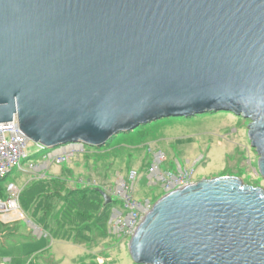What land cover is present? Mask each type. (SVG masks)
<instances>
[{"label":"water","instance_id":"water-1","mask_svg":"<svg viewBox=\"0 0 264 264\" xmlns=\"http://www.w3.org/2000/svg\"><path fill=\"white\" fill-rule=\"evenodd\" d=\"M217 106L252 119L264 178V0H0V123L16 116L46 149ZM128 252L135 264H264V189L233 175L174 189Z\"/></svg>","mask_w":264,"mask_h":264},{"label":"rangeland","instance_id":"rangeland-1","mask_svg":"<svg viewBox=\"0 0 264 264\" xmlns=\"http://www.w3.org/2000/svg\"><path fill=\"white\" fill-rule=\"evenodd\" d=\"M251 122L252 119L228 106L200 109L189 114L173 112L160 115L131 130L119 131L105 145L85 144L84 150L76 152L70 161H53L46 173L50 179L64 182L65 191L75 189L79 194H88L87 190L96 187L112 192L116 188L118 174L130 182V169L136 168L139 175L135 180L134 197L143 202L150 199L154 205L164 195V189L161 184H150L146 170L153 152L162 150L166 153L163 168L175 172L179 161L192 171L193 182L233 175L245 184L264 189V178L259 172V155L248 136ZM26 150L32 162L41 164L50 149L41 150L36 142L30 140ZM42 178L41 174L15 168L0 185L4 190L9 182H14L23 191L29 183ZM49 203L51 208L47 212V220L53 227L54 216H61L62 199L52 198ZM20 204L31 225L24 217L0 212V235L3 237L0 239V257L12 259L0 264H135L128 252L129 241L109 235V225L107 236H101V232L97 231V216L101 211L98 206L86 211L80 221L89 220L87 214L91 211L94 215L89 220L90 235L100 237L93 243L77 244L72 240L58 241L45 234L40 235L39 230L34 228L42 214L38 202L23 205L20 196ZM114 204L120 206L116 197ZM71 224L74 222L71 221Z\"/></svg>","mask_w":264,"mask_h":264},{"label":"built area","instance_id":"built-area-1","mask_svg":"<svg viewBox=\"0 0 264 264\" xmlns=\"http://www.w3.org/2000/svg\"><path fill=\"white\" fill-rule=\"evenodd\" d=\"M29 139L20 129L19 121L15 116L11 122L0 123V182L15 168L22 171H30L35 174H41V177L47 175L51 163H66L76 154L84 150L85 144L81 142H72L65 145L52 148L45 154V161L36 164L30 160L29 153L26 148ZM41 150L46 148L37 143ZM152 161L148 163L146 176L150 184H161L164 194L189 185L191 181L192 171L188 170V166L183 167L179 161L178 169L175 172L168 171L163 168L162 164L166 161V153L157 150L152 154ZM139 175V169H130L129 180H126L121 174L117 176L116 188L106 191L104 187L101 189L106 191L112 197L113 206L108 219L109 235H115L130 241L136 232L145 214L153 207L151 200L146 199L137 201L134 197L135 180ZM7 192V197H5ZM21 189L14 182H9L7 186L1 188L0 185V212H11L19 217H24L30 223L20 204ZM118 198L120 206L114 204V199ZM2 236L0 235V239ZM4 261L0 257V263Z\"/></svg>","mask_w":264,"mask_h":264},{"label":"trees","instance_id":"trees-1","mask_svg":"<svg viewBox=\"0 0 264 264\" xmlns=\"http://www.w3.org/2000/svg\"><path fill=\"white\" fill-rule=\"evenodd\" d=\"M65 186L64 182L55 181L52 177L51 179L49 177H43L28 184L21 192V202L23 205L38 202L37 206H40L42 214L37 221L38 225L42 226L44 223H48L47 217L49 214L47 212L51 208L49 201L52 198L62 199L61 216H54L53 222L55 224L50 228V232L55 239L72 240L77 244L93 243L100 237H92L90 235L91 222L89 220L94 215H92L91 211L87 214L89 216L87 219L89 220L80 221L86 215V211L93 210L95 209L93 208L94 206H98V210L101 211L97 216V231L101 232V236L103 234L107 236L111 204H105V199L100 191L101 188L89 189L87 190L88 194L85 192L79 194V191L75 189L65 191ZM71 221L74 224L69 225Z\"/></svg>","mask_w":264,"mask_h":264},{"label":"flooded vegetation","instance_id":"flooded-vegetation-1","mask_svg":"<svg viewBox=\"0 0 264 264\" xmlns=\"http://www.w3.org/2000/svg\"><path fill=\"white\" fill-rule=\"evenodd\" d=\"M50 228H51V225H50V224H48V223H44V224L40 227V231L42 232V234H45V235L51 236V237L53 238V240H58V239H55V238L52 236V234H51V232H50ZM58 241H62V240H58ZM4 261L8 263V262H11L12 259H7V258H5Z\"/></svg>","mask_w":264,"mask_h":264},{"label":"crops","instance_id":"crops-1","mask_svg":"<svg viewBox=\"0 0 264 264\" xmlns=\"http://www.w3.org/2000/svg\"><path fill=\"white\" fill-rule=\"evenodd\" d=\"M45 177H50V175H46ZM29 223V222H28ZM30 224V223H29ZM31 225V224H30ZM38 224H36V225H34V228L36 229V230H39L38 232L40 233V235L42 234V232L40 231V227H39V225L37 226ZM33 227V226H32ZM48 236V235H47ZM49 238H51L52 240H53V238L51 237V236H48ZM3 238V237H2ZM5 240V239H4ZM7 259H11V258H7Z\"/></svg>","mask_w":264,"mask_h":264}]
</instances>
